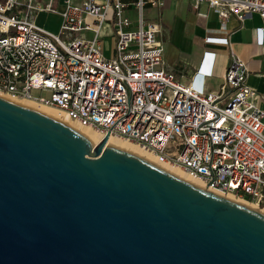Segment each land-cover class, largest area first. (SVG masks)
I'll use <instances>...</instances> for the list:
<instances>
[{
  "label": "built area",
  "instance_id": "1",
  "mask_svg": "<svg viewBox=\"0 0 264 264\" xmlns=\"http://www.w3.org/2000/svg\"><path fill=\"white\" fill-rule=\"evenodd\" d=\"M191 1L221 23L251 14L264 21V0ZM147 4L163 2L0 0V97L49 108L99 141L109 131L208 191L264 208V109L245 83L243 62L230 53L217 71L214 59L223 55L205 53L191 81L182 82L166 68L161 25L144 18ZM41 12L60 16L57 32L35 23ZM262 32L255 29L260 42ZM206 41L229 46L227 37ZM203 74L222 80L218 92L206 91Z\"/></svg>",
  "mask_w": 264,
  "mask_h": 264
},
{
  "label": "water",
  "instance_id": "2",
  "mask_svg": "<svg viewBox=\"0 0 264 264\" xmlns=\"http://www.w3.org/2000/svg\"><path fill=\"white\" fill-rule=\"evenodd\" d=\"M108 132L0 97V264H264V214Z\"/></svg>",
  "mask_w": 264,
  "mask_h": 264
},
{
  "label": "crops",
  "instance_id": "3",
  "mask_svg": "<svg viewBox=\"0 0 264 264\" xmlns=\"http://www.w3.org/2000/svg\"><path fill=\"white\" fill-rule=\"evenodd\" d=\"M158 1H162L163 5L147 4L143 14L148 21L161 25L166 68L175 73L182 82L189 83L201 66L205 53L214 52L223 55L219 60L214 59L217 71L222 68L224 61L227 62L230 53H233L243 62L247 72L245 83L261 97L258 105L264 109V21L259 15L251 14L242 22L229 16L224 23H221L216 13L209 10L203 3L195 7L191 0ZM197 13L205 16H199ZM38 14L44 17V20L41 18L39 24L36 21L35 23L45 29L46 17L53 13ZM129 15L133 20L135 19L133 12H129ZM59 20L60 26L61 18ZM257 28H263L261 42L260 34L256 39L255 29ZM208 37H227L229 46L207 43ZM225 54L228 55L224 56ZM209 62L207 65L210 67ZM202 76L206 91H219L222 84L220 78L205 74Z\"/></svg>",
  "mask_w": 264,
  "mask_h": 264
},
{
  "label": "bare ground",
  "instance_id": "4",
  "mask_svg": "<svg viewBox=\"0 0 264 264\" xmlns=\"http://www.w3.org/2000/svg\"><path fill=\"white\" fill-rule=\"evenodd\" d=\"M6 98V97H5ZM9 99V98H7ZM10 101L16 103V104H19L23 107H27V108H30V109H34L36 111H39L45 115H48L50 117H53L55 119H58V120H61L67 124H69L70 126L78 129L79 131L83 132L85 135H87L92 141H93V145L97 144L98 141H99V136L96 135L95 133H93L91 130H89L88 128H85V127H81L80 125H78L77 123L73 122V121H69L67 119H60L57 117V115H55L54 111L49 109V108H46V107H41V108H36L33 104H31L30 102L28 101H23V100H12V99H9ZM107 144H112V145H115L117 147H120L124 150H127L141 158H144L145 160L149 161L150 163L154 164V165H157L158 167H160L161 169L165 170L166 172L186 181V182H189L197 187H201L203 188V185L194 180V179H191L188 175H186L183 171H181L179 168L173 166L172 164L168 163V162H158L155 157L148 151H146L144 148L140 147L139 145L127 140V139H123V138H119V137H109L107 142H106V145ZM227 199H230V200H233L237 203H240V204H243L245 206H248L250 207L251 209H255V210H258L260 213L264 214V208H257L256 206L250 204L249 202L245 201V200H242V199H237V198H234L232 196H225Z\"/></svg>",
  "mask_w": 264,
  "mask_h": 264
},
{
  "label": "rangeland",
  "instance_id": "5",
  "mask_svg": "<svg viewBox=\"0 0 264 264\" xmlns=\"http://www.w3.org/2000/svg\"><path fill=\"white\" fill-rule=\"evenodd\" d=\"M41 15L37 14L35 15V21L39 24V21L41 20ZM59 18L60 16L56 13H53L51 16L46 17V21H47V26H44V28L46 30H51L52 32L57 31L58 27H59ZM42 20H44V17L42 18ZM51 28V29H50ZM80 33H74V35H79ZM85 35H87L88 33H84ZM109 46H110V41L109 39L106 42V46H105V54L108 56L110 55V51H109ZM35 93V92H34Z\"/></svg>",
  "mask_w": 264,
  "mask_h": 264
}]
</instances>
